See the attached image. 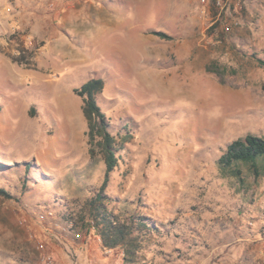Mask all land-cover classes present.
I'll list each match as a JSON object with an SVG mask.
<instances>
[{"label":"rangeland","instance_id":"1","mask_svg":"<svg viewBox=\"0 0 264 264\" xmlns=\"http://www.w3.org/2000/svg\"><path fill=\"white\" fill-rule=\"evenodd\" d=\"M216 2L0 0V264H264V161L218 166L264 136V0ZM93 79L111 133L131 137L104 191L128 226L114 250L75 93Z\"/></svg>","mask_w":264,"mask_h":264},{"label":"trees","instance_id":"2","mask_svg":"<svg viewBox=\"0 0 264 264\" xmlns=\"http://www.w3.org/2000/svg\"><path fill=\"white\" fill-rule=\"evenodd\" d=\"M159 36L167 38L159 33ZM22 58H14L13 62L22 64ZM264 68V61L258 60ZM209 72L219 75V71L208 68ZM103 82L93 79L87 82L75 93L81 97L82 111L87 123L88 152L91 159L100 155L105 164V176L99 192L90 200L89 205L93 219L97 221L96 231L102 244L109 250L129 245L127 240L128 226L118 222L117 218L109 214L104 207L107 197L104 191L109 183L110 175L122 161V149L131 138L129 135L122 136L118 133L113 135L110 131L111 125L97 104V96L102 93ZM264 161V136L247 135L227 146L225 153L218 161L221 173L225 176L238 177L240 172L236 166L240 164L251 165L258 172V163ZM0 196L5 199H13L12 194L4 188H0ZM141 220V219H140ZM140 230L148 231V226L141 220Z\"/></svg>","mask_w":264,"mask_h":264},{"label":"built area","instance_id":"3","mask_svg":"<svg viewBox=\"0 0 264 264\" xmlns=\"http://www.w3.org/2000/svg\"><path fill=\"white\" fill-rule=\"evenodd\" d=\"M226 0H217L216 4L217 6H222V4L225 2ZM50 216H52V214L50 212H45L43 214L40 215V219L41 220H45L47 218H49Z\"/></svg>","mask_w":264,"mask_h":264},{"label":"crops","instance_id":"4","mask_svg":"<svg viewBox=\"0 0 264 264\" xmlns=\"http://www.w3.org/2000/svg\"><path fill=\"white\" fill-rule=\"evenodd\" d=\"M81 246H83L82 244H80V243H78V245H76L75 247H73L76 251V253H79V252H81L80 250H79V247H81Z\"/></svg>","mask_w":264,"mask_h":264}]
</instances>
